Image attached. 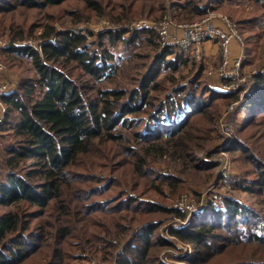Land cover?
I'll return each mask as SVG.
<instances>
[{
  "label": "trees",
  "instance_id": "trees-1",
  "mask_svg": "<svg viewBox=\"0 0 264 264\" xmlns=\"http://www.w3.org/2000/svg\"><path fill=\"white\" fill-rule=\"evenodd\" d=\"M71 1L83 3L88 13L103 6L117 24L136 20L140 12L161 20L171 11L176 22L189 23L202 17L206 6L200 0H124L117 12L110 0H0V22L8 23L7 16L14 14L43 16L45 10ZM226 1L231 0H215L213 7ZM255 1L264 10V0ZM10 29L11 44L4 52L20 80L2 99L0 264H91L89 253L104 264H167L160 253L175 248L174 243L153 217L161 214L183 222L189 215L176 207L161 208L135 190L143 186L152 192L167 185L180 194L179 177L157 170L153 165L160 162L205 169L192 156L215 140L205 125L223 118L218 101L224 108L237 103L231 114L236 130L226 140L231 141L228 148L247 152L258 172L249 184L237 187L264 198V161L240 136L255 119L264 118V71L254 76V86L240 100L239 92L209 87L201 78L203 65L189 81L188 76L176 78L180 65L191 57L161 47L151 30L122 28L89 41L92 31L57 32L50 22L36 48L24 43V28ZM107 35L110 44L145 39L151 47L141 65L146 71L135 72L141 78L132 88L111 86L122 72V60L107 49L102 40ZM263 55L264 50L259 57ZM255 59L249 62L253 65ZM259 63L255 66L264 65ZM124 154L132 159L127 163L133 188L127 178L116 180L101 172ZM138 173L142 183L135 181ZM95 187L98 191L86 194ZM132 190L137 196H130ZM165 233L192 247V257L180 259L185 264H264L262 219L232 198H225L223 207L209 202L202 214H192L187 224Z\"/></svg>",
  "mask_w": 264,
  "mask_h": 264
},
{
  "label": "rangeland",
  "instance_id": "rangeland-1",
  "mask_svg": "<svg viewBox=\"0 0 264 264\" xmlns=\"http://www.w3.org/2000/svg\"><path fill=\"white\" fill-rule=\"evenodd\" d=\"M200 1L202 6L206 3V6L203 8L204 13L201 15L202 17L193 18L188 22L194 23L202 21L205 18H212L213 21L218 22L221 18H227L237 25L243 39L244 54L246 55V61L241 68V74H243L246 81L239 83L234 82L233 85H231V83L228 84L229 80H221L219 78L218 71L221 66V58L219 48L216 44L214 45L217 47V52L213 60H209L208 56H206L202 63H193L194 61L190 59L188 64L180 65L177 73H175L176 78L180 79L182 76H188L185 82L189 81L190 77H194L195 73H198V67L203 65L204 75L201 78H203V80L205 79L209 87L222 91V89L231 85L230 87L232 88L228 89L226 92H239V98L242 100L243 95L249 92L254 86L253 78L255 75H252V73L255 71L256 74H258L260 71L264 70V65L262 67L255 66L256 64H263L259 62H264V55L259 57L260 52L264 50V10L255 0L226 1L223 6L216 8L213 7L215 0ZM110 2L114 3L113 5L118 12L121 10V4L124 3V0H110ZM82 4L83 3L71 1L61 7L45 10L43 16L42 14L36 13L31 18H26L25 16L19 17L18 14H14L12 17L7 16L8 23L0 22V39L5 40L10 45L11 36L9 34L11 33L13 35L10 26L15 29L24 28L27 38L24 43L39 48L38 46L40 45L37 38L43 34L45 26L50 22H55L57 32L71 31L88 34V30L92 31L94 35L89 37V41H92L94 39L97 40L102 34H107L108 31H116L122 28L129 29V32H140L142 30L135 28L140 22H155L160 20L155 19L152 14L149 15L147 12H140L136 20L130 23L117 24L103 6L102 8L98 7L94 13H88L83 10ZM167 6H169V3ZM174 15L175 12L173 13V11H171L168 12L164 18L169 17L176 22L178 18H174ZM29 29L30 32L28 31ZM109 36L110 35L103 37L102 40L104 44L114 56L122 60V72L120 70L118 79L114 83H111V86L120 84L121 86L132 88L133 85L137 83L135 80L141 78L139 75L146 71V68L141 69V65L146 60V55L150 54L151 47L145 39L137 40L135 43L131 44H126L123 39H120L110 44ZM123 38L125 39L127 36ZM257 45L258 48L255 49ZM235 58L236 55L233 60H235ZM0 59L3 60L7 66V71L2 79L7 81V83L11 85V88H16L20 80V75L17 72L18 69H13L11 67L7 54H5L4 51L0 52ZM253 59H255V64L252 65L249 61ZM193 64H195L194 66L196 67L194 68V72L190 74ZM137 70H140L139 75L135 73ZM218 103L217 110L218 113H220L219 116H223V118L219 120V123H207L205 125H209L210 128H205L207 131L211 130L210 135L215 140L211 142L208 148L204 147L202 151L197 149L192 156L194 163L205 169L203 171H198L195 167H193V169L190 165L181 162H160L153 165L157 170L173 173L179 177L180 183L177 186L182 188L179 192L180 194L176 196L173 188L167 185H160L158 191L152 192H150L148 188L140 186L136 188L135 192H138L145 198L153 200L156 204L159 203L158 205L162 206L161 208L176 207L184 210L189 215L188 220L192 214H202L205 206L209 202L213 201L214 204L223 207L224 199L232 198L239 201L243 206L256 211L260 219H262V225L264 226V198L256 194L247 193L245 190L237 187L240 184L246 186L253 178L258 176L256 166L253 165V161L248 160L247 152H230L228 146L231 144V141H226L232 138L236 130V123L233 121V116L235 115L233 114L231 116V114L235 111L237 103H233L228 108L223 107L224 103L220 101H218ZM2 116L0 106V125L4 120ZM261 126H264V118L255 119L250 127L245 128L240 133V136L249 141L256 156L261 157L264 161V131L259 130ZM202 127L204 126L202 125ZM129 137L134 142L135 138L132 135H129ZM3 142L5 141L0 139V144L3 145ZM130 158L131 157L126 154L117 157L109 169L103 167L101 172H104L103 175L116 180L120 179V177H122L123 180L127 178L130 182V186L133 188V182L131 181V174L133 173L131 171L132 167L127 163L129 160H132ZM207 166L211 167L206 169ZM125 174H127V176ZM142 179L140 173L136 174L135 181L142 183ZM125 190H129V188ZM93 191H98V187L87 191L86 194H91ZM130 196L135 197L137 194L133 192ZM1 211L4 212L3 209H1ZM51 220L53 219H50V222ZM153 220L161 222V231L170 242L174 243L175 247L162 250L160 259L167 264H185L184 261L180 259L185 257L191 258L193 254L192 247L181 242H174L165 231L172 226L181 228V226L188 223V220L180 222L177 219L174 220L171 217H166L161 214L154 215ZM47 228L49 231L51 230L50 226ZM34 232L39 231L35 228ZM89 254L87 255L91 260V264H104L98 259H92ZM80 264L90 263L83 261L80 262Z\"/></svg>",
  "mask_w": 264,
  "mask_h": 264
},
{
  "label": "built area",
  "instance_id": "built-area-1",
  "mask_svg": "<svg viewBox=\"0 0 264 264\" xmlns=\"http://www.w3.org/2000/svg\"><path fill=\"white\" fill-rule=\"evenodd\" d=\"M135 28L155 32L158 35L161 47L185 51L196 63H202L205 60L206 44H216L221 58V66L218 71L219 78L229 80L228 84L231 83V85L234 82L246 81L243 74H241V68L246 61L243 39L237 25L227 18H221L218 22L213 21L212 18H205L194 23H176L171 18L165 17L155 22L142 21ZM9 47L8 42L0 39V52ZM235 55L236 58L233 60ZM6 71L7 66L0 59V106L2 117L6 113L2 99L12 91L11 85L2 79ZM252 75L257 74L254 71ZM231 85L222 89V92L227 93L226 91L232 88Z\"/></svg>",
  "mask_w": 264,
  "mask_h": 264
},
{
  "label": "crops",
  "instance_id": "crops-1",
  "mask_svg": "<svg viewBox=\"0 0 264 264\" xmlns=\"http://www.w3.org/2000/svg\"><path fill=\"white\" fill-rule=\"evenodd\" d=\"M205 50H206V56H208L209 60H213L214 57L216 56L217 47L213 43H208L205 45Z\"/></svg>",
  "mask_w": 264,
  "mask_h": 264
}]
</instances>
